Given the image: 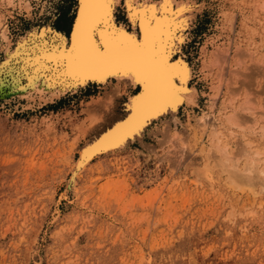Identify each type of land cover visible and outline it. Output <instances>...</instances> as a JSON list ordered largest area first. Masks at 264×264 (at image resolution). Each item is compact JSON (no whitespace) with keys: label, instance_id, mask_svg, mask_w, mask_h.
Masks as SVG:
<instances>
[{"label":"rangeland","instance_id":"rangeland-1","mask_svg":"<svg viewBox=\"0 0 264 264\" xmlns=\"http://www.w3.org/2000/svg\"><path fill=\"white\" fill-rule=\"evenodd\" d=\"M189 1L182 52L198 89L196 106L189 110L199 114L215 97L217 108L223 97L232 96L233 111L243 114L240 107L248 101L256 118L249 128H234L229 149L237 150L243 140L238 135L248 133L254 150L263 153L264 0ZM75 2L28 0L26 8L19 0H0V31L5 29L13 48L32 28L66 27L69 20L71 26ZM116 9L122 16V0ZM1 38L0 64L6 45ZM214 49L224 52L226 69L213 98L207 92L218 68L206 74L200 62ZM14 75L0 73V264H264V207L256 204L261 197L253 204L246 188L231 185L229 173L199 154L200 144L183 133L185 138L161 144L162 136L157 140L150 133L157 127L152 124L142 144L133 141L93 158L72 182L79 148L96 131L81 110L91 90L49 101L21 93ZM179 117L183 122L184 111ZM243 159H237L238 169L245 166ZM207 163L216 167L204 173Z\"/></svg>","mask_w":264,"mask_h":264},{"label":"bare ground","instance_id":"bare-ground-1","mask_svg":"<svg viewBox=\"0 0 264 264\" xmlns=\"http://www.w3.org/2000/svg\"><path fill=\"white\" fill-rule=\"evenodd\" d=\"M19 1L24 2L25 7L29 8L28 0ZM119 1L120 0H114V3L112 4L113 12H115L116 5L119 3ZM130 2L136 10L153 7L157 16H165L161 7L164 4V0H130ZM128 3L129 0H122L124 11L126 10ZM192 3H190L189 0H168V12L164 20H162L159 29L161 53H165L166 44L171 43L172 46V51L170 54L162 55L164 64L170 66V68L176 72V74L172 77V91L170 93L164 91L166 85L163 82L150 87L145 83L143 76L134 75L131 71H129L126 75L119 73L116 75H103L96 78L89 76L86 77L82 83L79 82L77 77L72 75H66L59 78L58 80L49 79L47 75H41L36 79H30L28 75L20 76L19 72L17 71V76L14 79V84L16 85L15 88L21 91V93H33L37 97L49 101L65 95L66 93L73 94L78 91L87 92L88 90L93 92L92 94L89 92V100L84 103V108L81 110L82 112L89 113V116L85 117L90 120L88 123L90 122L89 124H92V127L96 128V132L91 136L92 139H89L87 142L85 141V144H82L81 148H79L78 157L74 162V169L72 170V182H74L79 171H84L89 167V164L93 158L113 152L115 150H119L126 144L133 141H137L138 143L140 142V144H142L141 141L145 130L150 125L157 124V127H152L153 129L150 131V133L155 135L156 138L159 135L162 136L160 142L161 144L167 141L169 142L177 140L179 137L182 138L183 135L181 136V133L185 134L184 136H188V139H190L191 142L201 145L199 154L205 153V158H213L215 162L214 164L221 167V173L230 174L229 178L232 182H230L231 185L235 184V188L238 190L243 189L242 191H245L244 188H246V190L251 194L250 196H252L251 202L253 201V204H255V199L257 198L256 196L259 195L258 197L261 198L256 204L261 205L259 207L262 208L264 207L262 206L264 202V159L260 158V155H262L264 151L261 153L259 149L256 151L254 150L255 148L252 147L254 142L251 140L249 141L250 137L246 135L248 133L244 135L240 133L241 135H238V137L243 140L241 142V146L238 147L237 150L232 152L229 149L231 147H229V142L232 139H230L229 135L234 136V134H236L234 128H240L238 130L249 128L251 123H253L256 118V113L253 114L254 110L251 112V109L247 107L248 101H244V104L243 102L241 103L244 105V107L243 105V108L240 107L243 114H236L233 111L235 110L236 105L234 106L233 102L231 101L232 96L229 97L230 100H227V97H223L222 99L220 98L221 101L219 106L217 108L215 107V101L217 97L214 98L213 95H219L218 90L221 86V76L223 73H225L223 70L226 69L224 68L225 65L223 64L225 59L222 60L223 55L221 56L220 53L225 52L227 54L229 52V47H227V51H225V49L224 52L219 50L220 53L218 52V49H214L215 53L214 51L211 52L214 54H212L210 59L209 55L207 54L208 59L205 58V60H208L206 61L207 63L203 59V61L200 62L203 63L201 64L200 70L206 74L213 73L212 70H214V68H218L214 83L209 86V91L207 92L208 94L206 93L208 96L212 94L211 96L214 98L213 99L210 96V99L214 100L211 104V100L209 99L208 105L211 104L210 108L208 107L209 109L206 111L202 110L199 114H191L193 111L189 110L190 108L196 106L198 89H196L195 85L191 84L190 82V80L193 78V69L182 52V46L186 40V30L189 26L188 16L190 15L186 16V13L189 14L188 12L192 9ZM262 4L264 3L262 2ZM75 5V13L72 24L69 27L70 30L68 29V37L67 32L53 29L50 26H44L40 30H35L32 28L29 33L20 37L16 45L12 48L11 41L6 35L5 29H2L0 31V36L6 45L3 56L4 59L1 64H4L5 66L11 64L14 68V61L18 60V57H13V53H22L23 50L30 49L31 45L37 41H39L41 44H43L44 41H47L48 43L45 45V47L50 48L56 43L55 36L57 34L62 38V48L66 52H70L76 41V31L81 20L82 10L87 9V11L91 14L102 15L104 7L102 4L98 3L85 5L81 2V0H76ZM231 17L233 16H230V19ZM112 22L114 26L119 23V21H117L114 17L112 18ZM228 22L229 19L227 23ZM230 22L233 23V21ZM232 23L230 24L231 26L233 25ZM121 26L126 28V25ZM129 34L137 41H142L144 38L143 33L138 30L135 22L133 23V27ZM246 47H248V44ZM220 58L223 62H219ZM220 64L222 65L221 68H219ZM231 72L230 75L232 74ZM20 77H24L26 81L25 85L21 84ZM137 87H139V90H137ZM237 89L238 88L234 90L237 91ZM211 91H215L216 93L213 92V94ZM230 92V94H232L233 90ZM223 96L225 95L223 94ZM121 97H124L120 102L121 113L117 114L115 112V108L117 107ZM232 100L234 101V98ZM227 109H231V111L229 112ZM97 110H100V112L102 110V114L98 115L96 112ZM180 110L184 111L185 113L183 122L179 117ZM261 119L259 118V120ZM261 128H263L262 130L264 131V126ZM203 137H206L207 141H209L208 146L204 143ZM181 138L178 140H181ZM240 157L246 159V164L242 169H238L239 167H237V159L239 161ZM210 164H205L206 167L203 168L204 173H208L210 170L216 167L214 165V167L211 168ZM233 179H235L237 182L233 181ZM232 187L234 188V186ZM248 192H246V194ZM251 209L253 208L251 207ZM247 214H249V209Z\"/></svg>","mask_w":264,"mask_h":264},{"label":"snow or ice","instance_id":"snow-or-ice-1","mask_svg":"<svg viewBox=\"0 0 264 264\" xmlns=\"http://www.w3.org/2000/svg\"><path fill=\"white\" fill-rule=\"evenodd\" d=\"M85 5L102 4V15L91 14L82 10L81 20L77 26L76 41L70 52L62 48V38L57 34L56 43L50 48L45 47L47 41L41 44L33 43L30 49L13 53L18 57L12 66L0 64V73L20 76L28 75L36 79L47 75L49 79H59L66 75L77 77L83 82L86 77L96 78L103 75L127 74L143 76L150 87L163 82L165 92L172 91V77L175 70L164 64L162 55L170 54L171 43L166 44L165 53H161L160 25L168 12V0H164L162 12L165 16H157L153 7L136 10L130 0L126 10L120 15V9L112 10L114 0H81ZM58 6V5H57ZM119 21L115 26L112 18ZM135 22L143 33V40L137 41L129 33ZM121 25H126L122 27ZM182 67V66H180ZM0 83L3 80L0 79Z\"/></svg>","mask_w":264,"mask_h":264},{"label":"trees","instance_id":"trees-1","mask_svg":"<svg viewBox=\"0 0 264 264\" xmlns=\"http://www.w3.org/2000/svg\"><path fill=\"white\" fill-rule=\"evenodd\" d=\"M70 22H71L70 20L68 21V23L65 22L64 25L66 27H63L62 25H58V23L56 24L55 27H56L57 30H60V31H65L66 30L68 32V29H69V26H70Z\"/></svg>","mask_w":264,"mask_h":264},{"label":"water","instance_id":"water-1","mask_svg":"<svg viewBox=\"0 0 264 264\" xmlns=\"http://www.w3.org/2000/svg\"><path fill=\"white\" fill-rule=\"evenodd\" d=\"M69 30H70V28H69ZM69 30H68V32H67V37L69 36ZM137 90H139V87H137ZM136 92V91H135ZM124 117V116H123ZM90 139H92V138H90Z\"/></svg>","mask_w":264,"mask_h":264},{"label":"crops","instance_id":"crops-1","mask_svg":"<svg viewBox=\"0 0 264 264\" xmlns=\"http://www.w3.org/2000/svg\"><path fill=\"white\" fill-rule=\"evenodd\" d=\"M54 28L56 29V27L54 26ZM65 32H67L66 30H65ZM96 132V131H95ZM90 136H92V135H90Z\"/></svg>","mask_w":264,"mask_h":264}]
</instances>
